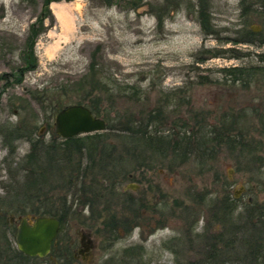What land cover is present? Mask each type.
<instances>
[{"label": "rangeland", "instance_id": "1", "mask_svg": "<svg viewBox=\"0 0 264 264\" xmlns=\"http://www.w3.org/2000/svg\"><path fill=\"white\" fill-rule=\"evenodd\" d=\"M107 1H51L44 31L34 43L37 66L18 80L16 69L24 66L30 27H38L43 0H0V264H63L65 253L68 264H186L205 258L207 245L215 241L211 235L223 231V222L212 218L218 201L230 195L237 203L236 216L249 199L257 206L264 204V74L234 81L221 71L264 65L254 56L264 53V44L234 41L245 28L261 31L264 12L249 6L253 0L242 5L241 0H210L215 32L206 35L195 12L196 0H141L136 8L133 0H109L110 5ZM165 7L170 13L157 26L154 12L163 14ZM206 50L219 54L210 56ZM92 52L107 75L140 89L139 98L117 101L113 113L135 117L158 105L168 92L167 115L159 128L173 134L177 151L163 157L131 142L114 141L121 156L117 171L123 173L115 189H85L95 199L92 205L78 206L81 184L64 187L56 173L41 190H29L40 194L39 202L31 200L24 213H17L22 157L30 150L26 134L33 131L34 139L46 143L53 135L61 139L54 132L55 115H49L48 103H76L81 91L71 85L86 73ZM235 53L239 57H230ZM195 58L203 59L197 69ZM199 76L210 82L199 83ZM223 121L243 130L244 139L185 145V130L191 136L199 126L218 128ZM255 145L261 149L254 150ZM86 163L84 158L83 166ZM65 197L68 205L72 199L74 203L65 222H59L55 251L16 260L12 248L19 220L32 221L38 217L30 212L33 206L42 202L43 209H50L55 201L60 207ZM10 216L15 223H9ZM5 219L10 231L3 225ZM243 221L238 223L247 224ZM82 234L93 248L85 260H73ZM229 235L233 232L228 230L223 237ZM140 242L144 249H129ZM240 244L238 240V248L229 257L223 255L224 260L244 252Z\"/></svg>", "mask_w": 264, "mask_h": 264}, {"label": "trees", "instance_id": "2", "mask_svg": "<svg viewBox=\"0 0 264 264\" xmlns=\"http://www.w3.org/2000/svg\"><path fill=\"white\" fill-rule=\"evenodd\" d=\"M51 1L53 0H43V15L37 19L38 27L35 28V25L30 27L31 33L28 35L26 50L23 54L24 66L16 69L18 80H21L26 70H33L37 66L34 43L37 35L44 31L43 19L50 15L48 6ZM245 1L241 0V5ZM111 3V1H107V5ZM140 4L141 0H133L132 7L136 8ZM251 5L257 6L255 9H260L264 12V0H253L249 6ZM195 7V12L198 14V20L204 34H213L215 30L210 22L212 7L210 0H196ZM169 13L166 7L163 14L154 12L158 21L157 26L163 23L164 17ZM234 41L236 43L240 42L261 46L264 44V25L261 31H256L251 27L243 29L241 37ZM206 52L210 56H218L219 54L216 51L210 50H206ZM95 54V52L91 53L86 73L71 85V89L81 91L76 103L87 106L91 109L94 116H102L106 121V130L65 139H60L59 137V141L58 137L53 135L50 142L47 143L40 140L41 138L34 139L32 137L33 131H28L26 136L30 139V150L22 157L23 161L20 171L23 179L20 181L19 186L21 191H16V204L19 205V208H16L17 213H24L26 204H29L31 200L35 199L39 202L40 194L37 192H35L36 194H30L29 190H41L49 182L50 176L56 173L59 174V178L65 181L64 187L67 185L81 184V192H83V195H79L76 200L78 206L81 205L84 207L85 204L92 205V198L95 199L93 195L87 196L85 189L92 192L93 190L91 189L98 187V185L103 188H101L102 190L106 188L111 190L115 189L117 177H120V174L123 173L117 171L119 170V164H121V156L116 154L117 147L114 141L120 140L124 144L131 142L138 148L149 150L152 154H159L163 157L168 153L175 154L177 151L176 139L173 137V134L169 132L164 133L159 128L163 124V118L167 115L165 114V108L168 107V92L163 94V101L159 102L158 105L143 112L139 111L135 117L124 113L119 114L117 111L113 113L117 101L132 96L139 98L141 95L139 92L140 89L133 85H121L110 72L107 75L108 72H105L103 65L98 64ZM244 55L248 54L245 53ZM254 56L258 57L264 63V53L257 52ZM230 57L237 58L239 55L235 53L231 54ZM202 60V58H195L194 63L196 66L194 68L197 69L198 65L196 63L202 62ZM221 71H224L226 73L225 75L230 76L234 81L244 77L250 79L256 76L258 72L264 74V65L258 68L252 67L249 70H245L239 66L223 67ZM199 78L202 79L199 83L210 82L205 76H199ZM128 89H132V91L128 93ZM131 92L135 93V95H132ZM48 105L50 109L49 115L52 116L56 115L65 106L57 99L50 100ZM186 131H184L183 137L186 146H189L190 143L196 144L197 146H206L213 140L221 142L224 140L231 144L237 138L242 140L245 137L243 130L234 128L231 122L225 125L224 121L218 128L213 126L210 129L207 124L199 126L198 131L191 136H186ZM22 136L23 133L16 134L15 139L19 140ZM84 158L88 160L85 166L82 164ZM110 177H112V181L108 179ZM54 202L49 203L51 206L50 209H43L44 207L42 208L41 206L43 205L42 202L38 203L31 208L30 212L35 216L44 215L55 217L62 224L71 212L74 199L68 205V199L65 197L61 200L60 207H57ZM248 203L244 210H238L239 216H236L235 213L238 209L237 203L232 200L230 195L218 201L214 205L215 214L218 211V215L213 214L212 218L215 219L214 221L223 222L221 225L223 231L211 235L215 238V241H211L207 245L208 250L206 251L205 258L202 257L197 261H188L186 264H264V223L257 224L253 222L254 220H264V204L257 206L256 202L252 201ZM237 219L238 221H236ZM243 220L247 221V224L241 225V223H238L239 221L244 222ZM4 222L6 224L4 223L3 225L7 228L8 219H5ZM228 230L233 232L234 236L229 235V237L227 236L228 238H224V232ZM238 240L242 243L240 245H244V252L236 251L235 253L237 255H233L232 259L228 258L224 260L225 256L223 255L226 254L228 256L230 251L233 252V249L238 248L236 245ZM220 243L221 245L223 243V248L217 247ZM55 249L56 246H53L51 252L55 251ZM129 249L131 250L133 248ZM13 250L14 248H12ZM15 256L16 260L31 258L20 252L17 247ZM57 260L59 259L57 258ZM124 263L130 264L127 262Z\"/></svg>", "mask_w": 264, "mask_h": 264}, {"label": "water", "instance_id": "3", "mask_svg": "<svg viewBox=\"0 0 264 264\" xmlns=\"http://www.w3.org/2000/svg\"><path fill=\"white\" fill-rule=\"evenodd\" d=\"M105 130L104 118L94 116L84 104H69L54 117V132L61 139ZM59 226L58 219L52 216H38L32 221L22 218L15 236L17 249L27 256L45 257L55 245Z\"/></svg>", "mask_w": 264, "mask_h": 264}, {"label": "flooded vegetation", "instance_id": "4", "mask_svg": "<svg viewBox=\"0 0 264 264\" xmlns=\"http://www.w3.org/2000/svg\"><path fill=\"white\" fill-rule=\"evenodd\" d=\"M258 145H255L254 147V150L256 149V151L260 150L261 148H258ZM248 201L252 202V199H249ZM130 203H131V197H130ZM27 219V218H26ZM28 220V219H27ZM128 220V219H127ZM15 219L13 217H9V223L11 222L12 224L15 223ZM21 221V219L19 220V222ZM253 222L257 223V224H260V223H264V220H254ZM29 223V222H28ZM18 227V226H17ZM8 228V227H7ZM9 230V228H8ZM10 231V230H9ZM15 236H16V232H15V235H14V240H15ZM80 246L79 248L77 249V251L73 252L72 253V258L73 260H76L78 258H81L82 260H85L87 258V255H89V253L91 252L92 248H93V244L92 242L90 241L89 238H86L85 235H81L80 236ZM133 247H136L138 248L139 250L141 249H144V246L143 244L140 242V243H134L133 245H130L129 248H133ZM15 253H16V241H15V245H14V250H13ZM16 255V254H15ZM14 255V256H15ZM31 257V256H30ZM34 257H37V256H34ZM68 257L67 253L64 254V258L65 260H63V264H68L67 261H66V258ZM33 258V257H31ZM72 260V259H71ZM55 261H57L58 263V260L55 259Z\"/></svg>", "mask_w": 264, "mask_h": 264}]
</instances>
